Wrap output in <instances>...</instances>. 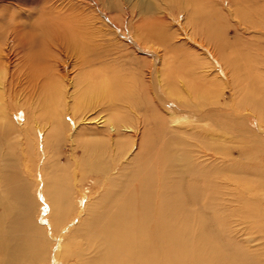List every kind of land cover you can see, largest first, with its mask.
<instances>
[{
	"label": "bare ground",
	"instance_id": "obj_1",
	"mask_svg": "<svg viewBox=\"0 0 264 264\" xmlns=\"http://www.w3.org/2000/svg\"><path fill=\"white\" fill-rule=\"evenodd\" d=\"M164 1L177 11L153 14L152 21L138 26L137 34L132 36L136 38L132 39L134 48L148 51L151 56L150 60L144 59L140 70L137 68L141 71L139 83L132 76L124 77L118 70L108 69L106 61L117 65L119 62L116 57L108 58L107 49L94 44L97 36L86 26L84 18L47 17L37 41L36 35L20 30L13 37L18 42L17 51L25 48L21 52L28 59L29 82L39 92L34 101L37 104L32 105L31 130L17 129L10 120L5 122V130L20 140L33 137L35 144H39V124L46 122L48 127L40 146L47 158V150L64 141L70 125L75 126L76 136L70 139L79 149L74 156L78 172L75 180L81 183L89 175L102 192L85 208L88 211L83 221L68 229L69 237L63 241L62 250L52 254L46 229L34 217L38 204L14 159L16 146L0 139V264H58L69 256L77 264H264V220L253 219L250 212L256 192H264V151L254 155L244 145L239 146V154L240 148L235 147L234 151L219 144L223 130L232 134L230 128L242 111L247 112L246 117L259 116V130L264 133V67L259 63L243 69L245 57L231 50V43L219 39V0ZM245 1L234 0L240 7L236 9L238 16L246 25L264 30L260 1H249V5ZM247 9L250 13L257 11L249 16ZM183 13L185 25L180 22ZM170 17L196 45L216 49L211 55L222 60V72L212 76L211 69L197 71L195 65L176 64L170 50L162 56L159 49H154L167 37L162 32L170 26ZM7 34L3 33L10 41ZM59 43L75 52L74 59H59ZM11 50L10 44L0 47L5 66L15 49ZM260 54L264 57L262 51ZM160 61L163 63L158 66ZM68 65L77 71L69 83L70 94ZM126 66L127 62L122 65L124 69ZM212 67L217 70L216 65ZM223 73H230V86L221 82ZM4 85L0 80V116L6 119L10 113L1 101ZM226 87L231 88L229 101L222 93ZM223 110L225 115L221 114ZM176 112L181 115L178 117ZM17 113L21 114V110ZM69 115L70 125L66 120ZM207 119L212 125L202 126L200 123ZM174 132L201 138L202 143H195L197 155L194 144L176 140ZM255 142L264 148V139L259 137ZM24 150L25 154L30 152V144ZM198 158L209 163L197 161ZM224 160L227 164H223ZM58 166L56 162L52 171L41 177L46 199L53 207L52 223L59 231L71 209L72 182L69 174L61 171L63 167L59 171ZM250 188L255 193H245ZM224 199L228 207L223 204ZM234 202L239 207L229 209ZM225 208L229 209L226 218L244 225L245 244L260 242L250 246L247 257L233 252L216 225L224 217L215 212Z\"/></svg>",
	"mask_w": 264,
	"mask_h": 264
},
{
	"label": "rangeland",
	"instance_id": "obj_2",
	"mask_svg": "<svg viewBox=\"0 0 264 264\" xmlns=\"http://www.w3.org/2000/svg\"><path fill=\"white\" fill-rule=\"evenodd\" d=\"M249 1L252 0H247L245 1V3L249 5L247 3ZM259 1L260 2L258 3H260L261 6L264 7V1ZM227 2L228 0H219V3L216 4L219 21L222 24V27L219 31V33L221 34L222 32V34L219 39L221 41L227 42L228 45L231 43L233 45L231 50H235L237 53H241L242 56L245 57L246 64L244 62L243 69L245 67H249L250 65H254L253 67H255V65L259 63H261V65H263L264 67V57H262L260 54L261 51L264 53V30H262L261 28H253V25H246V23L242 22V18H240L238 16V13L236 12V9L239 8L238 10H240V7L234 4V0H230L229 5H231L230 7L232 9L230 10ZM171 6V4L167 3L164 0H0V45L5 48V46H8V44H10V48H12L11 51H13V48L15 49L13 51L14 53H12L13 55H11L12 60L10 59V63L8 62L6 66L3 63L4 60L0 58V70L2 71L0 80H2L5 84L1 94L3 95L1 101L4 100L2 103L3 105H5V110L8 114L10 113L6 117V119L0 116V139H2L3 142L10 141L16 146L14 159L21 169L23 179L29 184L31 196L38 204L34 217L38 221V223L46 229L47 235L49 236L51 242L52 254H54V252L58 250H62L64 246L63 241L65 242L66 240H68L70 228L72 229L75 225H78L81 221H83V219L85 218L84 216H86V213L88 211V209L85 210V208H88L90 204L94 202V199L96 200L99 197L102 191L99 189L98 184H96V180L89 175H87V177L81 183H78V181L75 180L78 178L76 176V173L78 172H76L77 170L74 164V156H77L76 154L79 153V149L77 148V145H75V143H72L70 140L72 138H75L76 136L75 126L70 125V115L66 119L68 124L70 125V129L67 131L68 135L65 134L64 141L56 142V146L54 148L50 147L47 150V158L44 157L42 153V147L40 146L41 144L43 146V143L41 141H43V137L46 135L44 134L46 133L45 130H47L46 128L48 127L45 125L46 122L43 121L44 123L41 122L42 125L39 124L40 132L37 134L38 141L40 142L39 144H35V138L33 137L27 139V136L24 137V135L22 137L26 139L22 138L20 140L19 138L14 137L16 136L15 134L10 133V135L5 130L4 126L7 120H10L13 124L17 125V129L22 130V128H24L25 132L31 130L33 126V121L31 120L32 109L35 107L34 104H37V102L34 101L38 99L37 92H39V90H33V82H29L28 77L30 76V69L27 61L28 59L23 53V50L25 48L22 47L17 51V49H19V46L17 45L18 42L14 40L15 38L13 37L17 36V31L20 30V32H23L27 35H36V37L34 38L37 41V37L41 34L40 29H42L45 25L47 17L49 18L55 16L58 20H64V18L69 17H72L73 20H83L84 18V21H86V26H89V30L93 31L97 36L95 39H93L95 40L94 44L97 43L96 45H98L99 47L101 46V48H105L104 50L107 49V51H109L108 58L116 57V62H119V65H117L113 64L111 60L106 61L105 63L108 69H116L124 77L132 76L131 78L139 83L141 79V71L139 72V66H142L144 59L150 60L151 56L149 55L148 51L144 52L142 50L140 51L138 48H134L135 43L132 42V39L136 38L132 36L133 34H137L138 26H142L143 23L146 24L147 22L150 23L152 21L150 17L153 14L163 15L165 13H171L173 9L176 10L174 6ZM263 7L262 9H264ZM256 11L257 10L255 9V12ZM254 13H250V10H248L249 16L254 15ZM144 18L146 19V21L142 22ZM249 19L250 18H248V20ZM180 20V22L185 25V13H183ZM167 23H170V26L164 28L165 30L164 32H162V34H166L167 37L162 44L159 43L158 46L156 44L154 45V49H159L162 56L164 55V52H166V50H170V54H172L173 60H175L176 64L178 62H186V64L195 65L196 68L194 69H196L197 71L198 68H200V70L211 69L213 70V73L210 71L212 73V76H214L217 71H223L224 65L222 63V60H219L217 57H212L211 55V51H214L216 49H214L213 47L210 48L208 45H205L206 47L203 48L196 45V43H194L195 41L187 38V35L183 33L181 27L178 26V22L173 21L171 17L167 20ZM4 32L8 33V37L11 36L10 41H7V36L3 35ZM222 35L223 37H225L223 38ZM140 42L144 44L143 41ZM56 46V52L58 54L57 56L60 60L65 61L70 59L71 61L72 59H74L75 52L71 50V48H69L67 45H65V43H59ZM98 50L100 51L102 49ZM17 53H19V55ZM248 61H250V63ZM126 62L127 69H124L122 65H124ZM105 63L101 65H105ZM162 63L163 62L160 61L158 66H161ZM212 65H216L217 70H214ZM68 70L69 77L67 78V88L69 91L68 94H70L71 87L69 83L76 76L77 71L75 68H72L70 66L68 67ZM146 70L147 68L144 70V72H146ZM223 74L224 75L220 77V80H222L221 82H223L224 86H226L228 84V79H231V77L230 73ZM262 74H264V71H262ZM230 83L228 84V86H230ZM230 89V87H226L222 91L225 101L230 100ZM239 96H237V101L241 102V97ZM29 101L32 103H30ZM19 109L21 110V114L17 113V110ZM176 113L177 116L181 115L180 112ZM225 113L226 111L223 110L221 114L225 115ZM244 113L247 112L242 111L241 113H239V120H236V122L233 123V128H230L233 131L232 134L228 132V130H223V132L221 133L222 138L220 137L219 144H221V146L224 148L234 151L235 149L240 147L242 148V146L245 145V148L249 149L250 152H254V155H256L258 152L264 151V148L260 144L255 142V140H258L259 137L264 139V133L262 134V132H260L259 130V126L262 123L259 119V116L255 115L254 117H246ZM28 122L30 125L27 124ZM211 123L212 122L210 121V119H207L205 122H202L200 124L204 127H208L206 125H209ZM91 124L92 126L95 125L94 123ZM176 126L178 127L180 125L178 124L174 127ZM42 127L46 128L43 129ZM195 131H198V129H195ZM172 135L178 141L189 140L190 142H192L194 144L193 148L196 151L195 155H197L198 147L195 143H202L201 138H197L192 135H183L181 132H174ZM245 141L246 143H244ZM28 144H30V152L28 151L25 154L24 147L28 146ZM39 146L41 147V149ZM241 148L239 149V154L240 152L242 153ZM238 156L237 159L239 158ZM25 159H27L28 161H26ZM198 160L205 161L204 158H198L197 161ZM256 160L261 162V159H259L257 156ZM56 162L59 163L58 170L60 171V167L62 166L63 170L61 171H64V173L67 175L69 174L68 176L72 182V186L70 188L72 196L71 209L65 216L66 221L61 224L59 231L54 229V223H52L53 207L46 199V188L44 186L45 181H43L41 177V175L45 177L47 173L51 172V167ZM205 162L209 163L208 161ZM223 164H227V161L224 160ZM261 165L264 166V161L261 162ZM252 188L248 189V191L245 193H255ZM262 190H264V188H262ZM82 191L84 194L82 193ZM201 192L205 194V196H207V192L204 188H201ZM84 204H86V207L84 206ZM223 204L227 206V201L225 199L223 201ZM238 207L239 205L234 202L229 206V209H237ZM227 209L228 208L220 209L218 210V212H215V214L218 213L219 217H224L223 221L220 222L218 220L219 223H217L216 225L219 226L220 233L222 232L223 239L231 245V248L234 250L233 252L238 256L247 257V254L250 253L251 247L256 246V243L259 244L260 242L255 241L245 244V231L242 230L244 225L240 224V222H235L238 220L226 218L225 213ZM222 210H224V212ZM250 212L253 213V219L255 217L260 220H264V192H256L255 199L250 204ZM63 230L65 231L63 232ZM60 243L61 245H59L58 247V244ZM24 264L31 263L26 262ZM58 264L77 263L75 259H70L69 256L67 259H60Z\"/></svg>",
	"mask_w": 264,
	"mask_h": 264
}]
</instances>
